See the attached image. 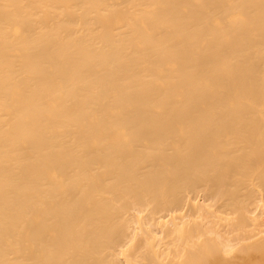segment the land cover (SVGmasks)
<instances>
[{
    "label": "bare ground",
    "instance_id": "1",
    "mask_svg": "<svg viewBox=\"0 0 264 264\" xmlns=\"http://www.w3.org/2000/svg\"><path fill=\"white\" fill-rule=\"evenodd\" d=\"M0 264H264V0H0Z\"/></svg>",
    "mask_w": 264,
    "mask_h": 264
}]
</instances>
